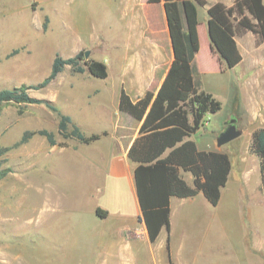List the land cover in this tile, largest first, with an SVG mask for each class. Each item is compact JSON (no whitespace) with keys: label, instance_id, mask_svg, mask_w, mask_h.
<instances>
[{"label":"rangeland","instance_id":"374dc122","mask_svg":"<svg viewBox=\"0 0 264 264\" xmlns=\"http://www.w3.org/2000/svg\"><path fill=\"white\" fill-rule=\"evenodd\" d=\"M223 2L230 6L233 0ZM122 11L118 0H0V90L36 85L47 77L56 56L67 59L78 51H89V59L107 60L114 70L127 32L121 29ZM198 35L199 59H204L209 73L205 79L223 88L214 95L220 111L204 117V135L212 143L232 118L241 136L221 147L213 144L231 162L218 205L196 197L176 211L175 222L181 215L186 220L174 222L175 229L190 233L183 238L190 247L201 244L193 264H264V195L258 160L250 151L252 133L264 127V42L257 44L250 32L237 34V41H242L239 52L246 60L256 58L255 65L218 75L205 65L210 55L205 22ZM109 79L110 83L111 72ZM109 83L65 66L48 86L28 93L77 119L85 93ZM107 103L111 107V98ZM57 123V114L44 105L4 104L0 148L12 147L25 132L38 130L51 132L57 143L74 146L75 141L58 134ZM99 146L86 152L97 158ZM66 147L50 146L35 135L0 156V171H8L0 179V264H150L146 257L154 244L141 220L133 217L136 204L127 179L93 173L73 148L60 152ZM94 206L106 208L112 216L102 221L92 212ZM117 213L127 221L116 219ZM206 231L205 239L193 238ZM160 235L159 247L164 231ZM176 241L182 239L177 236Z\"/></svg>","mask_w":264,"mask_h":264},{"label":"trees","instance_id":"16d2710c","mask_svg":"<svg viewBox=\"0 0 264 264\" xmlns=\"http://www.w3.org/2000/svg\"><path fill=\"white\" fill-rule=\"evenodd\" d=\"M147 2L163 3L173 59L154 98L147 92L142 98L132 102L122 90L118 108L137 121L144 117L139 132L148 133L133 142L127 157L135 164L133 177L136 198L148 239L154 243L160 230L164 228L166 249L169 253L170 197L189 198L201 193L211 206H217L221 190L228 181L231 162L224 152L198 150L192 139L200 128L203 117L207 114L213 115L221 109L219 101L200 90L191 65L199 50L197 9L207 6V1ZM206 14L210 43L229 69L241 61L234 39L236 34L250 32L257 44L264 42L263 0H234L229 7L216 3L207 7ZM65 66H70L75 73L87 72L96 79L107 77L106 65L101 61L85 58L83 51L67 59L56 56L49 74L40 83L0 90V107L10 102L44 105L57 114V132L63 140H75L87 145L99 140L106 133L84 135L69 115L60 113L50 102L31 97L28 93L30 90L48 86ZM188 114L192 116L191 124L188 122ZM35 135L44 137L50 146H67L65 142L57 143L53 134L47 130L28 131L12 147L0 148V156L26 143ZM250 151L258 160L259 180L264 195V127L252 133ZM180 170L192 175V188L180 177ZM7 172L0 171V179ZM95 213L99 218L107 215L100 208ZM168 264L172 263L169 261Z\"/></svg>","mask_w":264,"mask_h":264},{"label":"crops","instance_id":"0c3cea01","mask_svg":"<svg viewBox=\"0 0 264 264\" xmlns=\"http://www.w3.org/2000/svg\"><path fill=\"white\" fill-rule=\"evenodd\" d=\"M206 1L208 5L204 8L198 7L197 11L199 23L198 27L201 25V23H203L204 25L205 22L207 32V7L216 3L224 4V2L223 0ZM120 4H122L123 8L121 14V19L123 21L121 29L127 30V32H125L124 36H126L120 43V54H118L117 57L116 68H114V70L111 69L112 66L109 68L106 62L107 60L105 59L101 61L93 58V60L103 62L107 68V77L100 80H103V82H106V84H108V80H110V72L112 75V79L109 85H105L102 89L98 88L86 92L84 96V102L82 106L78 108L77 119L71 118L72 122L81 130L84 135L88 136L91 134H101L103 132H105L106 135L102 136L99 140L87 145L73 140L76 142L74 146L63 148L64 151L60 152L63 153L70 148H73L76 156H80L86 159L85 161L90 164L89 168H91L93 173L96 172L97 175L103 174L106 175V177L110 176L111 178L113 177L118 180L123 178L127 179L131 188V197L133 198V202L136 204V214L135 216L133 215V217L135 219L141 220V222L143 223L134 185L133 169L135 167V164L130 162L127 157V153L133 142L138 138H142L148 132H139L144 117L142 118V120L137 121L128 114L119 110V98L122 90L129 96L132 102H136L147 92L151 93L154 98L165 79L169 65L173 59V54L170 45V39L168 36L166 17L162 2L150 4L147 2V0H118V5ZM200 9L203 10V13L201 15L199 14ZM247 33L249 32H245L244 35ZM236 35L234 36V39L238 47V44H242V41L238 42L236 39ZM209 50V63L206 62L205 65L212 67V71L210 72L211 74L219 75L230 70L235 71L241 66H245V64L246 66L248 64L249 66L255 65L254 62L256 61V58H247L246 60L242 53L239 52L241 55V61L236 66L229 69L227 68L224 60L220 59L218 54L214 51L210 40ZM199 52L200 39L199 50L194 55L191 63L194 72V79L199 84L201 91L211 94L214 98V95L218 93V90L220 89L219 91H222L221 89L223 88L220 87L219 89H216L208 84L205 76L209 73L204 71V59L200 61ZM228 88L231 91L232 87L229 84ZM109 94L111 96H108ZM108 98H111V107H109L107 103ZM99 100L101 102L96 103V101ZM188 122L190 124L192 123V116L190 114H188ZM213 130L214 129L212 127L210 131L212 132ZM210 131H208L209 133L207 134H211ZM207 136L208 135L206 134L204 135L203 117L202 124L197 132L192 136V139L194 140L197 149L200 151H217V149L213 148V144L216 143V139L213 137L214 140L211 143L210 139L207 138ZM97 144H100L101 146L99 147H101L102 149L96 158L90 156L86 152V149ZM82 147L84 149H82ZM179 175L185 181L187 186L191 188L193 187V177L189 172L180 170ZM198 196H201L204 199L201 193H198L194 197L189 198L170 197L169 253L166 249V231L164 228H162L154 243H151L147 236L149 243L154 244L153 248L150 249V252L147 253L148 256L146 257L147 261L150 264H168L169 261L172 264H193L196 261L197 255L202 246L200 244L196 248H192L190 247L189 243L183 241V238L190 236V233H186V230H176L175 223L185 222L186 217L181 215L180 218H177L175 222V216L177 215L176 211L178 210V208L181 209L183 205L193 202ZM97 208H100L101 210L107 212L105 218H99L96 216L95 211ZM92 212L97 218L101 219L102 221H107L112 216L110 212L106 210V208H102L100 206H94ZM115 216L116 219L122 220L123 222H126L128 219L125 215L121 216L119 213L115 214ZM180 229H183V227L181 226ZM162 231H164L165 233V240L164 244L159 247L157 244L161 240L160 234ZM206 233L207 231L200 234V236H197L194 233L193 238L197 239L204 237L205 239ZM177 236L182 239L179 244L176 241ZM228 237L229 240H231V237L229 235ZM232 247H234V249H239L235 246Z\"/></svg>","mask_w":264,"mask_h":264},{"label":"water","instance_id":"95a60500","mask_svg":"<svg viewBox=\"0 0 264 264\" xmlns=\"http://www.w3.org/2000/svg\"><path fill=\"white\" fill-rule=\"evenodd\" d=\"M89 51H84V57L88 58ZM241 136V131L236 127L234 120H230V123L223 129L222 132L216 138V145L218 147L227 145Z\"/></svg>","mask_w":264,"mask_h":264},{"label":"flooded vegetation","instance_id":"af4514ba","mask_svg":"<svg viewBox=\"0 0 264 264\" xmlns=\"http://www.w3.org/2000/svg\"><path fill=\"white\" fill-rule=\"evenodd\" d=\"M230 120H234V119H230ZM230 120H228L226 123H225V125H224V128L230 123ZM234 123H235V125H236V121L234 120ZM236 127H237V125H236Z\"/></svg>","mask_w":264,"mask_h":264}]
</instances>
